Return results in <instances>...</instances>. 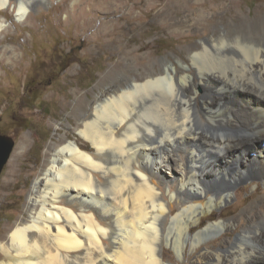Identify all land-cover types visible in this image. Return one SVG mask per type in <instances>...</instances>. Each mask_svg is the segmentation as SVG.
Segmentation results:
<instances>
[{
	"label": "bare ground",
	"instance_id": "obj_1",
	"mask_svg": "<svg viewBox=\"0 0 264 264\" xmlns=\"http://www.w3.org/2000/svg\"><path fill=\"white\" fill-rule=\"evenodd\" d=\"M53 1L0 0V12L20 23ZM138 3L80 0L71 17L83 29L93 11L124 10L136 21ZM161 5L154 18H168L163 30L206 31L227 20L235 32L224 28L181 47L185 60L165 58L157 71L153 53L143 64L136 48L111 36L119 21H100L89 41L105 37L126 65L149 71L91 99L71 125L73 138L56 129L21 215L3 227L0 264H264V198L234 218L217 217L238 187L261 184L264 192V18L256 11L246 22L234 0ZM155 7L146 0L140 13ZM5 23L0 19V41ZM28 142L20 138L13 159Z\"/></svg>",
	"mask_w": 264,
	"mask_h": 264
},
{
	"label": "rangeland",
	"instance_id": "obj_2",
	"mask_svg": "<svg viewBox=\"0 0 264 264\" xmlns=\"http://www.w3.org/2000/svg\"><path fill=\"white\" fill-rule=\"evenodd\" d=\"M78 1L44 3L39 10H29L26 21L20 23L15 13L0 12V19L7 20L8 27L0 41V138L11 144L8 159L0 172V236L3 227L21 215L26 191L43 159L45 145L56 134V129L73 138L71 125L89 109L95 96L105 92L112 83L144 76L149 71L145 65H126L120 54L117 55L115 45L112 48L105 45V37L98 41L100 44L89 41L88 37L96 31L100 21L108 25L119 21L121 28H109L111 36L117 37L128 50L136 48L135 57L144 61L143 64L147 63V55L153 53L157 71L165 58L183 59L181 47L197 44L213 33L218 35L224 28L230 33L235 32L234 25L227 20L214 21L206 31L190 32L186 27L178 31L163 30L161 24L168 18L155 19L154 16L160 14L161 4L167 0H151L156 7L144 15L140 10L146 0H139L132 14L139 16L136 21L125 16L124 10L106 15L90 12L93 22L83 29L81 21L71 17L72 13L78 12L75 5ZM132 1L127 0L128 3ZM234 1L237 13L243 15L246 22L252 20L256 11L264 18V0ZM179 12L178 18H183L184 9ZM133 22L139 26H133ZM180 33L191 35L180 36ZM197 94L200 98L202 91L197 89ZM77 97L81 98L80 102ZM23 135L29 138L27 147L23 149L22 157L13 159L15 152L22 151L19 142ZM12 162L14 169L10 167ZM261 198H264L261 184L257 188L255 183L242 185L217 217L234 218ZM235 236L233 233L230 238ZM163 258L170 262L172 253L166 251Z\"/></svg>",
	"mask_w": 264,
	"mask_h": 264
},
{
	"label": "water",
	"instance_id": "obj_3",
	"mask_svg": "<svg viewBox=\"0 0 264 264\" xmlns=\"http://www.w3.org/2000/svg\"><path fill=\"white\" fill-rule=\"evenodd\" d=\"M11 150V144L5 139L0 138V172L8 159L9 152Z\"/></svg>",
	"mask_w": 264,
	"mask_h": 264
}]
</instances>
